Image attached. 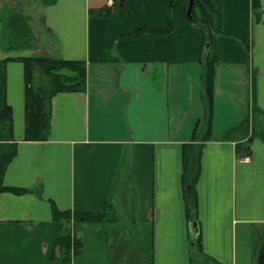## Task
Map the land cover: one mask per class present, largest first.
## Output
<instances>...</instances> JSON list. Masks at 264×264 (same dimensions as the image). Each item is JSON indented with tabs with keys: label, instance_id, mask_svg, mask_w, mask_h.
Listing matches in <instances>:
<instances>
[{
	"label": "crops",
	"instance_id": "obj_1",
	"mask_svg": "<svg viewBox=\"0 0 264 264\" xmlns=\"http://www.w3.org/2000/svg\"><path fill=\"white\" fill-rule=\"evenodd\" d=\"M25 1L0 0V110L10 107L16 142L3 185L27 190L0 192V264H121L120 238H130L139 264H239L238 238L264 229V142L254 139L250 156L241 159L235 147L246 132L225 134L251 122L254 111L264 113V0H258V21L251 0H217L224 34L211 35L207 51L214 64L208 140L199 122L203 33L185 17L187 0L172 9V0ZM105 7L109 15H99ZM8 10L27 16L31 28L42 26L51 39L4 49L1 19ZM168 20L170 34L123 37ZM31 55L86 64L85 90L52 98L44 142L23 140L24 66L13 58ZM186 143L203 144L197 233L189 227L181 185ZM104 203L111 223L66 226L52 218L53 206L96 212ZM124 223L127 232L120 229ZM66 229L81 238L82 254L53 261L54 242Z\"/></svg>",
	"mask_w": 264,
	"mask_h": 264
},
{
	"label": "trees",
	"instance_id": "obj_2",
	"mask_svg": "<svg viewBox=\"0 0 264 264\" xmlns=\"http://www.w3.org/2000/svg\"><path fill=\"white\" fill-rule=\"evenodd\" d=\"M55 0H42L44 5ZM172 0L171 9L175 6ZM252 14L255 21L259 19L258 0H251ZM101 16L109 15L105 7L99 12ZM192 16L196 20L192 25L198 27L203 33V48L210 43L213 34H224L222 30L221 8L217 0H196L193 6ZM2 20L1 43L6 50H19L26 46L29 40V18L22 13L8 10ZM173 30L171 20L165 27L151 28L141 27L133 33L123 36L124 39H135L142 34L167 35ZM28 37V40H27ZM17 39L20 42H17ZM249 49V42L243 40ZM206 56L201 54L203 64V107L204 116L199 121L206 126L205 139H209L211 133L214 64ZM21 61L24 66V137L29 142H44L48 140L51 125V100L63 92H83L86 88V64L79 60H64L42 55H31L13 58ZM198 122V123H199ZM244 130L246 136L236 143L235 152L237 158L250 156L249 145L254 139L264 142V113L254 111L252 121L245 119L237 127L229 129L225 137L236 131ZM250 131V132H249ZM250 133V134H249ZM203 144L186 143L182 148V174L181 185L185 201V209L189 222H193V216L197 209V197L195 185L200 172V156ZM16 142L12 134V112L9 106L0 110V192L9 191L16 194L27 192L26 189L7 187L3 185L5 169L15 155ZM52 218L61 221L66 226L78 223H111L114 220L111 206L104 203L96 212H75L71 210L61 211L53 206ZM195 247L200 245L199 237L193 239ZM83 251L82 240L77 235L68 234L67 229L61 237L55 240L50 259L60 262H71L73 258L80 256ZM218 264V263H215Z\"/></svg>",
	"mask_w": 264,
	"mask_h": 264
},
{
	"label": "rangeland",
	"instance_id": "obj_3",
	"mask_svg": "<svg viewBox=\"0 0 264 264\" xmlns=\"http://www.w3.org/2000/svg\"><path fill=\"white\" fill-rule=\"evenodd\" d=\"M30 0H26L25 2L29 4ZM36 2L32 3V6L35 7ZM28 15H30L33 12V9L27 10ZM31 22L29 20V40L30 42L26 45L27 48H32L35 43L39 40L40 42H48L50 37L46 34L42 26L34 25L33 28H31L30 25ZM28 40V37H27ZM20 42V40L17 39V42ZM45 46V45H41ZM23 49V47H21ZM117 220L118 223H122L125 218L123 214L119 213L117 214ZM191 223H189L190 226ZM120 229L127 232L128 227H130L128 224H121L119 225ZM115 238L112 239V244L114 245ZM130 240V238H129ZM127 241L125 238H120L118 243L116 244L117 249L119 251V255L116 258L117 263L121 264H139L138 258L139 255L137 254L136 249L134 247L132 248L131 242ZM116 243V241H115ZM110 248V246H109ZM263 257V264H264V229L260 227H253L251 229H248L245 234H241V236L238 238V259L239 264H259L260 257Z\"/></svg>",
	"mask_w": 264,
	"mask_h": 264
},
{
	"label": "water",
	"instance_id": "obj_4",
	"mask_svg": "<svg viewBox=\"0 0 264 264\" xmlns=\"http://www.w3.org/2000/svg\"><path fill=\"white\" fill-rule=\"evenodd\" d=\"M195 1L196 0H187V6H186V10H185V17H186L187 21L192 22V23L196 22V20L192 16V11H193V6H194ZM208 49H209V45H206L204 47V50H203L204 56H206ZM189 227L194 233H197V231H198L197 230V222L193 221ZM259 264H263V257L262 256L259 259Z\"/></svg>",
	"mask_w": 264,
	"mask_h": 264
},
{
	"label": "built area",
	"instance_id": "obj_5",
	"mask_svg": "<svg viewBox=\"0 0 264 264\" xmlns=\"http://www.w3.org/2000/svg\"><path fill=\"white\" fill-rule=\"evenodd\" d=\"M109 1H112V0H109Z\"/></svg>",
	"mask_w": 264,
	"mask_h": 264
}]
</instances>
